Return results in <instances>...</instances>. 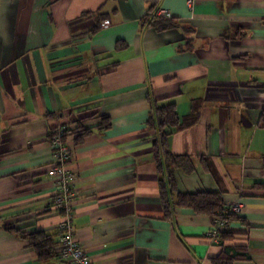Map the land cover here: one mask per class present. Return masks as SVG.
Returning <instances> with one entry per match:
<instances>
[{
    "label": "crops",
    "instance_id": "obj_1",
    "mask_svg": "<svg viewBox=\"0 0 264 264\" xmlns=\"http://www.w3.org/2000/svg\"><path fill=\"white\" fill-rule=\"evenodd\" d=\"M160 8L171 20H143ZM153 102L179 117L177 191L242 203L216 244L214 217L165 216ZM61 123L74 235L93 264H213L222 244L247 253L233 264H264V0H0V264H68L22 237L59 242Z\"/></svg>",
    "mask_w": 264,
    "mask_h": 264
},
{
    "label": "trees",
    "instance_id": "obj_2",
    "mask_svg": "<svg viewBox=\"0 0 264 264\" xmlns=\"http://www.w3.org/2000/svg\"><path fill=\"white\" fill-rule=\"evenodd\" d=\"M152 24L157 22L166 23L171 19L156 17L151 21L147 20V16L143 19ZM156 23V24H157ZM149 126L155 130L156 138L153 144L154 158L159 171V184L162 207L167 218L173 219L176 211L181 208H188L198 214H206L214 218L221 217L225 204L220 194L211 192L197 193H179L176 188L175 170L179 168L184 159L172 154L169 148L167 128L179 125V117L175 111V105L157 106L152 103V110L149 115ZM89 130H83L79 135L88 134ZM234 215H226V219L230 222ZM226 232H222L224 236ZM23 238L30 241L31 246L36 251L40 260L58 255L57 247L59 243L54 244L50 241V236L45 233L38 232L29 235H22ZM226 237V235H225ZM222 246L220 256L214 260L213 264H233L236 260L248 259L247 253L243 249Z\"/></svg>",
    "mask_w": 264,
    "mask_h": 264
},
{
    "label": "built area",
    "instance_id": "obj_3",
    "mask_svg": "<svg viewBox=\"0 0 264 264\" xmlns=\"http://www.w3.org/2000/svg\"><path fill=\"white\" fill-rule=\"evenodd\" d=\"M192 1L188 0V3L192 4ZM152 17L171 19L172 15L166 9L160 8ZM107 26H109L108 21L102 23V27ZM67 134L68 128L62 123L54 125L49 132V145L53 155L49 176L55 187L53 203L63 215V221L59 224L60 236L57 253L68 264H93L74 235V213L71 206L77 193L74 186L75 175L68 168V164L72 160V153L66 140ZM241 211L242 203L240 202H229L225 205L223 215L215 218L211 229L207 233V238L211 244L218 243L221 233L228 227L229 222L226 215L238 214Z\"/></svg>",
    "mask_w": 264,
    "mask_h": 264
}]
</instances>
